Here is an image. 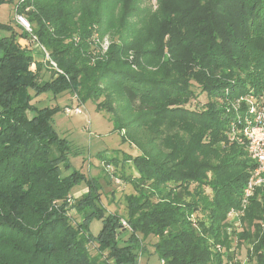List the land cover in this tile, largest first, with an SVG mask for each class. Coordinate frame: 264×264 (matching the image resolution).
Segmentation results:
<instances>
[{
  "label": "trees",
  "instance_id": "16d2710c",
  "mask_svg": "<svg viewBox=\"0 0 264 264\" xmlns=\"http://www.w3.org/2000/svg\"><path fill=\"white\" fill-rule=\"evenodd\" d=\"M139 3L17 0L15 12L30 30L0 22V264H138L150 236L163 264H264V186L249 198L240 226L227 229L226 214L239 207L255 163L244 143L227 142L233 116L210 98L216 90L238 96L261 88V81L241 79L236 67L250 60L263 76L264 0H157L154 10ZM18 38L36 42L37 50ZM45 51L61 73L41 79ZM44 92L93 101L115 130L154 134L151 148L133 158L140 177L164 189L141 208L130 197L129 228L113 213L97 237L89 234L91 217L104 215L99 187L77 172L61 177L70 150L54 127L58 106L31 102ZM203 93L210 99L190 108ZM123 137L134 143L131 134ZM53 143L57 157L50 156ZM79 180L95 195L74 201L85 204L77 206L82 220L74 226L67 196ZM118 228L129 232L121 245ZM243 244L245 256L236 259Z\"/></svg>",
  "mask_w": 264,
  "mask_h": 264
},
{
  "label": "rangeland",
  "instance_id": "374dc122",
  "mask_svg": "<svg viewBox=\"0 0 264 264\" xmlns=\"http://www.w3.org/2000/svg\"><path fill=\"white\" fill-rule=\"evenodd\" d=\"M16 1L17 0H12L10 2L5 1L0 4V22L10 23L14 29L20 32V25L17 23L19 22L18 17H23L28 24L29 22L24 15L15 12L14 6ZM156 2L157 0H140L139 9L143 10L147 7L154 10L156 8ZM113 9L118 10L116 6L113 7ZM139 19L141 18H135V21H139ZM24 29L26 28L24 27ZM18 39L20 45L29 47L32 53L37 50L36 42H30L24 38ZM108 41V35L102 38L100 45L103 51H105ZM47 53L49 55V52ZM46 61L47 62L41 64L38 70L41 79H48L52 74H55V72L61 73L51 58H47ZM30 69L35 71L36 66L34 63L31 64ZM236 69H238L239 77L248 81L247 84L250 83L251 85V81L253 80L257 82L261 81L258 84L261 88H258L255 94L247 91L248 88H246L247 92L244 91V93L238 96L236 94L231 95L228 90H216L214 93L212 92L210 96L215 102V106L218 108L221 107L223 113L229 118L231 116H247L245 113L246 104L241 105L242 101L246 103L244 100L245 98L250 99V101H255L257 105H262L264 113V72L263 76H257L258 74L252 71L250 60L238 63ZM194 87L195 90L198 91L199 88L196 85H194ZM203 94L204 95H200L196 99L190 100L189 107L194 109L202 108L204 103L210 99L205 93ZM251 96H253V98ZM100 100H102L101 96L97 101ZM31 102L38 107L47 105L58 106L53 116L54 127L59 136L68 141L70 150L67 155L68 165L62 164L60 166L61 177L64 178L77 172L87 179L94 178L99 187L98 194L104 208V215L103 217L93 216L88 222V232L93 238L97 237L101 232L103 228V218L106 217L107 214L117 213L123 218L122 220L126 221L130 197L135 198L136 202H138V206L141 208L148 203V200L151 199L155 201L156 198L162 195L164 189L163 184L159 183L155 186L153 181L141 178L139 172L136 170L135 160L133 158L135 155H140L148 150L151 145H149V141L150 139L152 140L154 135L152 132L143 131L134 127L115 130L111 121L108 119V114L103 110L97 109L93 101L87 100L82 103L80 100H74L73 94L69 95V93L54 96L51 92H44L33 97ZM78 104L82 108V113L74 114L65 112V106H70L72 108ZM233 117L227 120L226 125L229 128L226 129V140L227 142L239 143L231 132V120ZM128 133L131 134L135 144L127 139L123 140L124 137L126 138V136L123 137V135H127ZM157 146L160 147L158 142ZM160 148L164 149L163 146ZM58 155V145L57 143H53L50 148V156L57 157ZM198 157L200 161H209L201 154H198ZM88 181V183H91L92 186L95 187L94 185H96V183L93 179H89ZM166 185L167 187L169 186L168 183ZM192 186L193 185H191V187ZM88 189L89 186L86 181L79 180L69 190L67 199H70V202L66 213H68L69 218L72 219L71 224L74 226H76V222L82 220V217L79 216L80 211L77 206H84L85 204L83 200L81 204L77 206L73 203L85 195H95L94 192L90 194V190ZM153 189L155 191L160 190L161 193L151 192ZM195 217L196 216H192V219H195ZM117 230L119 231L118 238L120 239L119 244L121 245L122 240L127 238L129 232H120L121 228ZM156 239V237L150 236L147 241H143L145 249H140L138 251V264H162L152 246ZM245 246L246 245L243 244V247L238 249V252L236 251V259H242L245 256ZM87 247L91 254H95L96 249L93 243H88Z\"/></svg>",
  "mask_w": 264,
  "mask_h": 264
},
{
  "label": "built area",
  "instance_id": "2783aa9c",
  "mask_svg": "<svg viewBox=\"0 0 264 264\" xmlns=\"http://www.w3.org/2000/svg\"><path fill=\"white\" fill-rule=\"evenodd\" d=\"M19 23L30 30L29 24L23 17H18ZM29 28V29H28ZM46 59L49 58L45 51ZM52 62V61H51ZM60 71V70H59ZM253 98V96H251ZM76 98V96H75ZM246 101V115L237 117V121L232 122L231 132L234 137L241 143H244L245 150L248 156L254 161L255 166L250 170L249 177L242 188V198L238 208H231L226 214L227 229L231 231L234 227H239L241 223L240 217L243 215V210L249 200L254 194L255 190L264 186V113L262 105H257L255 101L245 99ZM248 102V103H247ZM82 105V104H80ZM66 113L80 114L82 108L78 105L75 107L65 106ZM242 124L240 129L236 127ZM237 133V134H236ZM70 202V199H68ZM124 227L129 228L126 221H121ZM220 249V246H216ZM163 264V260H161Z\"/></svg>",
  "mask_w": 264,
  "mask_h": 264
}]
</instances>
